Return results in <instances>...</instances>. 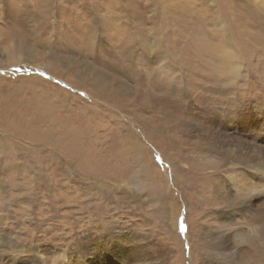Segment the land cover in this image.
I'll list each match as a JSON object with an SVG mask.
<instances>
[{
	"label": "rangeland",
	"instance_id": "obj_1",
	"mask_svg": "<svg viewBox=\"0 0 264 264\" xmlns=\"http://www.w3.org/2000/svg\"><path fill=\"white\" fill-rule=\"evenodd\" d=\"M239 154L264 0H0V264H263L264 193L221 223Z\"/></svg>",
	"mask_w": 264,
	"mask_h": 264
},
{
	"label": "bare ground",
	"instance_id": "obj_2",
	"mask_svg": "<svg viewBox=\"0 0 264 264\" xmlns=\"http://www.w3.org/2000/svg\"><path fill=\"white\" fill-rule=\"evenodd\" d=\"M88 30H89V33H91V34H93L95 32L90 27H88ZM236 157H239L240 159L239 158H237V159L239 161L241 160L242 163H244L247 166V168H246L247 170L245 171L246 176L245 177L241 176L242 170H243L242 168L239 169L237 166H233V164H232V166L230 168V173L227 176L228 177V183L230 185V187H228V188L231 190L233 189L234 192L235 191L238 192L241 189L247 191L250 188H254V187L258 188L259 185L257 183V180H258L261 187H262V185L264 186V163L262 162L260 156L259 155L258 156H250L251 158L249 157L248 159H245L244 157L242 158V156L239 154ZM223 181L224 180H222V181L220 180L217 182L218 183L217 189L220 191L221 199L226 200L228 202L229 213H223L222 214L221 218L223 220L221 223H223L224 220H227V221H230L231 223H233V225H234L235 223H238L237 219H240L243 216H246V213H248V215H247L248 217H254L255 214H257L259 212L257 209L259 207L260 208L262 207V206H259L258 208L255 207V203L260 201V194H262V193L258 192V193L253 194L252 196H249L243 200L233 201L232 199H229L226 197V196H228L229 192L226 190V187H225V184L223 183ZM253 220H254V218H253ZM217 232H220V231L217 230ZM232 233L235 234L233 231H232ZM236 234H237V232H236ZM119 241H120L119 245H125L124 243H127L126 238H123ZM213 245H214V248L219 252V254L221 253L222 258L227 260L228 256H232L231 251L228 248L227 243L224 240V235L222 232H220L219 235H217L214 238ZM131 248L132 247L127 248V249L131 250ZM120 249L123 250L122 248H120ZM255 258H257V257L255 256ZM129 259H130V262H129L130 264H137V262L142 261V256H141L140 251H138V252L135 251L133 253L132 258H129ZM253 261L254 260H252V262ZM261 262L262 261L259 258L257 263L262 264ZM263 264H264V262H263Z\"/></svg>",
	"mask_w": 264,
	"mask_h": 264
},
{
	"label": "snow or ice",
	"instance_id": "obj_3",
	"mask_svg": "<svg viewBox=\"0 0 264 264\" xmlns=\"http://www.w3.org/2000/svg\"><path fill=\"white\" fill-rule=\"evenodd\" d=\"M264 193V187H254V188H250L248 189L247 191L241 189L239 190L238 192H236L235 196H236V201H239V200H243L249 196H252L253 194H256V193ZM183 228V225L181 226Z\"/></svg>",
	"mask_w": 264,
	"mask_h": 264
}]
</instances>
